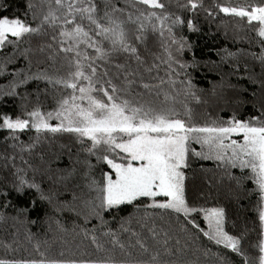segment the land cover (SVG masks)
<instances>
[{"label":"snow or ice","instance_id":"6c2138e0","mask_svg":"<svg viewBox=\"0 0 264 264\" xmlns=\"http://www.w3.org/2000/svg\"><path fill=\"white\" fill-rule=\"evenodd\" d=\"M221 32L247 45L216 49L228 75L243 64L239 79L256 83L260 67L252 114L224 76L211 91L215 113L197 111L209 101L193 82L190 36ZM8 76L0 101L19 102L0 112V264H264V0H25L22 12L0 0ZM56 141H67L66 168L45 157ZM208 161L237 202L254 186L252 228L233 219L230 229L218 194L189 198V170L194 179V163ZM64 212L82 225L66 227ZM27 225H46L44 238L25 227L22 243Z\"/></svg>","mask_w":264,"mask_h":264},{"label":"trees","instance_id":"16d2710c","mask_svg":"<svg viewBox=\"0 0 264 264\" xmlns=\"http://www.w3.org/2000/svg\"><path fill=\"white\" fill-rule=\"evenodd\" d=\"M8 2L13 4V11H16L17 8L22 12L24 8V2L25 0H8ZM120 5H123L124 0H119ZM203 27L205 31L208 30V25L205 23L203 24ZM211 31L213 33H216V25L213 24L211 27ZM191 40L194 42V53H195V59L198 62V67L195 69H191V73L193 76V82L195 83L196 87L198 89H202L204 92V98L208 99L209 104L208 105H202L200 106L197 111L198 113H205L206 111H213L215 113V99L211 95V91L214 86H218L221 83V77L224 76L225 80H227L232 85H236V87L241 92V99L244 100L246 103L241 107L240 111H242L245 115L252 114L255 109L253 108L254 103L259 102V98L261 96V87H260V67L258 64L254 66L252 62H249L250 69H253L255 75L257 76V82L252 83L249 79H239V77L247 76L248 73H245L243 64H241L240 71L234 75H228L231 71V69L228 68V66L223 65L220 63V58L215 54L216 49L227 47L230 51H236L239 47H247V45L244 44H233L232 42V36L231 32L229 33L228 38L226 39L223 35V33H217L213 36H204V35H191ZM193 53H188L185 57V59L191 61L192 60ZM215 61L216 63L213 64L212 62ZM23 67V62L16 64V65H10L8 68V71H14L15 68ZM11 77H0V87L7 84L8 80H10ZM35 87L34 84L27 86L28 91H32V89ZM21 94H23V89L20 90ZM217 91H220L219 87H217ZM225 91L228 92L229 95H231V91L228 89H225ZM19 101H14L11 98L5 97L2 101H0V112H11L15 114V107L14 105L17 104ZM230 114L226 113L225 115ZM3 134L0 133V136ZM22 139L27 140L28 135H25L22 137ZM61 143H67V141H56L52 143L51 145H45L43 151L45 154L46 159H52L55 155L61 156V163L54 164L53 168H66L68 167V155L67 152H61L59 145ZM75 149L73 148V152ZM193 168L196 170V176L194 179H191L192 176V170H189V191L188 195L189 198L197 197L200 192L204 191H211L213 196L215 197L218 194L219 203L222 205L227 206L228 208V215L230 217V229H231V220L236 221L237 229H240L244 226L245 220L248 222V227L252 228V220L255 218V213L253 211V206L256 202L257 197L254 194H251L250 191L254 188V186L248 182L245 184V191L242 192L239 201L237 202L236 197L232 195L229 191V182L227 179H224L223 183H219L221 174L217 171H215V164L208 161V162H197L194 163ZM203 168L206 171H201L200 169ZM235 175H239V171L235 170ZM211 184L212 188L209 189L208 185ZM47 186V184H46ZM231 197V199H230ZM61 200H71V192L63 193L60 197ZM202 202V201H201ZM122 214V213H121ZM35 218V214H33V217ZM59 219H61L62 223L66 225L69 229L72 228L73 223H78L82 225V221L78 220L73 213L71 212H64ZM106 219H111L110 216H107ZM94 223V222H93ZM8 231L12 232L14 229L9 225ZM25 227L29 228L34 233H40V238L43 239V232L46 229V225H42L41 227H34L31 225L27 226H21L20 227V240L22 243H24V231ZM88 227H92V224H89ZM115 227V225H113ZM252 237H255V232L251 233ZM5 237L4 228L0 227V239ZM48 238L51 240V233H49ZM66 240L72 241V234L69 233L66 237ZM125 239V238H122ZM80 238H77L76 241L73 243H79ZM84 244L86 246L89 245L88 241H84ZM25 247H29V245L25 244ZM90 247V246H89ZM57 250H59V245H57ZM92 250V249H90ZM94 251V250H93ZM213 251H216L215 248H213ZM3 249H0V256H2ZM19 255H27L28 253L21 251L18 253ZM117 255H119V252H117ZM203 259V258H202ZM207 264H211V261H208Z\"/></svg>","mask_w":264,"mask_h":264},{"label":"rangeland","instance_id":"374dc122","mask_svg":"<svg viewBox=\"0 0 264 264\" xmlns=\"http://www.w3.org/2000/svg\"><path fill=\"white\" fill-rule=\"evenodd\" d=\"M94 162V161H93Z\"/></svg>","mask_w":264,"mask_h":264}]
</instances>
